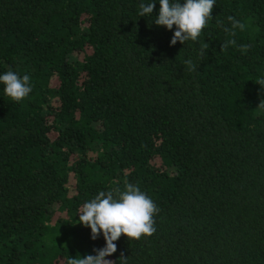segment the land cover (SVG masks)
Masks as SVG:
<instances>
[{
    "label": "trees",
    "instance_id": "trees-1",
    "mask_svg": "<svg viewBox=\"0 0 264 264\" xmlns=\"http://www.w3.org/2000/svg\"><path fill=\"white\" fill-rule=\"evenodd\" d=\"M141 2L0 0V75L33 85L16 102L0 83V264L94 254L77 213L125 183L160 209L156 231L106 259L264 264V0H215L202 60ZM228 16L246 53L220 49Z\"/></svg>",
    "mask_w": 264,
    "mask_h": 264
},
{
    "label": "clouds",
    "instance_id": "clouds-1",
    "mask_svg": "<svg viewBox=\"0 0 264 264\" xmlns=\"http://www.w3.org/2000/svg\"><path fill=\"white\" fill-rule=\"evenodd\" d=\"M157 0H147L139 4L138 15L144 17L152 15ZM159 10L155 15L154 24L163 26L172 31L169 46L177 42L182 45L187 41L199 44L197 58L202 60L209 48V44L200 40L202 30L213 19L211 15L215 6V0H158ZM230 26L224 27V31L232 38L226 39L221 45V50H227L230 46L238 47L239 51L246 53L248 45H237L234 38L236 29H243V24L234 16L227 17ZM188 72L197 70V62L191 58L183 61ZM0 83L4 85L3 92L16 102L26 98L33 89L31 77L28 74L19 76L16 72L8 70L0 75ZM255 83L264 89V75L257 77ZM264 108V100L258 104ZM160 209L153 200L141 191L138 185L125 183L123 190L119 187L110 190L99 191L94 198L86 201L80 208L78 220L81 226L90 229V239L96 240L103 237L104 246L93 248L92 255L77 254L69 257L67 264H128V257L120 254L117 260H109L106 257L117 252V244L121 235L133 240H139L142 236L151 237L156 231L154 215ZM73 223V224H75Z\"/></svg>",
    "mask_w": 264,
    "mask_h": 264
}]
</instances>
